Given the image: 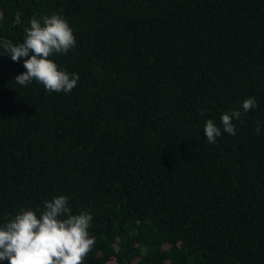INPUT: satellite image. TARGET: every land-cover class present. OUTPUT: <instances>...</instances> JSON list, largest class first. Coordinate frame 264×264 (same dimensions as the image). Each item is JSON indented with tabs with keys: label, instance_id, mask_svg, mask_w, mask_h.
Segmentation results:
<instances>
[{
	"label": "trees",
	"instance_id": "16d2710c",
	"mask_svg": "<svg viewBox=\"0 0 264 264\" xmlns=\"http://www.w3.org/2000/svg\"><path fill=\"white\" fill-rule=\"evenodd\" d=\"M53 13L79 80L21 86L0 55V226L67 195L92 216L83 264H264V0H0V39Z\"/></svg>",
	"mask_w": 264,
	"mask_h": 264
},
{
	"label": "clouds",
	"instance_id": "9594fccd",
	"mask_svg": "<svg viewBox=\"0 0 264 264\" xmlns=\"http://www.w3.org/2000/svg\"><path fill=\"white\" fill-rule=\"evenodd\" d=\"M20 23V14H17L13 26ZM29 24L30 27L24 29L22 42L0 39V55H9L14 62L23 58L25 71L14 81L21 86L35 81L50 93H70L79 75L62 69L52 57L66 55L75 47L72 27L57 13L43 17L42 22L33 16ZM256 107L255 97H248L243 100L241 109L221 115L222 127L211 119L206 120L203 132L207 141L215 144L222 130L235 135L233 120H239ZM68 200L67 195L46 200L39 216L31 209L21 208L0 226V261H7V264H83L95 245V237L89 233L92 216L86 211L73 214Z\"/></svg>",
	"mask_w": 264,
	"mask_h": 264
}]
</instances>
